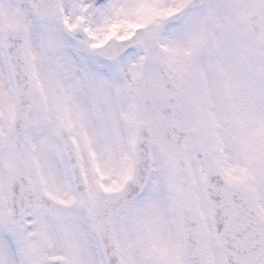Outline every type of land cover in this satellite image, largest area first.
Segmentation results:
<instances>
[{
    "label": "snow or ice",
    "instance_id": "snow-or-ice-1",
    "mask_svg": "<svg viewBox=\"0 0 264 264\" xmlns=\"http://www.w3.org/2000/svg\"><path fill=\"white\" fill-rule=\"evenodd\" d=\"M0 264H264V0H0Z\"/></svg>",
    "mask_w": 264,
    "mask_h": 264
}]
</instances>
